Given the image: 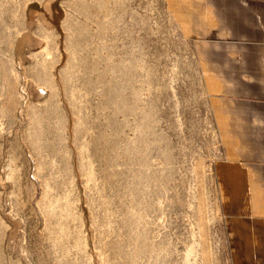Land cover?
Returning a JSON list of instances; mask_svg holds the SVG:
<instances>
[{"label":"rangeland","instance_id":"rangeland-1","mask_svg":"<svg viewBox=\"0 0 264 264\" xmlns=\"http://www.w3.org/2000/svg\"><path fill=\"white\" fill-rule=\"evenodd\" d=\"M193 39L168 0H0V264H228Z\"/></svg>","mask_w":264,"mask_h":264},{"label":"crops","instance_id":"crops-1","mask_svg":"<svg viewBox=\"0 0 264 264\" xmlns=\"http://www.w3.org/2000/svg\"><path fill=\"white\" fill-rule=\"evenodd\" d=\"M193 39L220 137L213 165L228 264H264V0H168Z\"/></svg>","mask_w":264,"mask_h":264},{"label":"bare ground","instance_id":"bare-ground-1","mask_svg":"<svg viewBox=\"0 0 264 264\" xmlns=\"http://www.w3.org/2000/svg\"><path fill=\"white\" fill-rule=\"evenodd\" d=\"M41 64V63H40ZM40 68V67H39ZM42 68V67H41ZM45 69V68H44ZM45 70H47V69H45ZM29 74H31V73H29ZM62 77V76H61ZM65 81V80H64ZM64 81H63V83H64ZM153 259V258H152ZM156 259V258H155Z\"/></svg>","mask_w":264,"mask_h":264}]
</instances>
